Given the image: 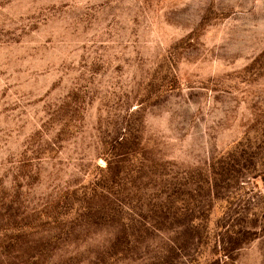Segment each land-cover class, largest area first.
<instances>
[{
  "label": "rangeland",
  "instance_id": "obj_1",
  "mask_svg": "<svg viewBox=\"0 0 264 264\" xmlns=\"http://www.w3.org/2000/svg\"><path fill=\"white\" fill-rule=\"evenodd\" d=\"M0 264H264V0H0Z\"/></svg>",
  "mask_w": 264,
  "mask_h": 264
}]
</instances>
